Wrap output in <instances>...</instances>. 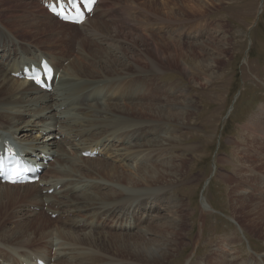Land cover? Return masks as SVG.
<instances>
[{"label": "bare ground", "instance_id": "obj_1", "mask_svg": "<svg viewBox=\"0 0 264 264\" xmlns=\"http://www.w3.org/2000/svg\"><path fill=\"white\" fill-rule=\"evenodd\" d=\"M184 2H178L179 6L197 11L196 15L208 8L204 0ZM123 3L139 7L135 0ZM118 4L102 0L93 17L80 27L61 23L48 12L41 18L34 10L0 19V138L25 153L54 158L38 184H0V264H23L33 257L49 264H166L184 244L180 232L185 220L177 213L181 203L173 201L172 205L167 199L182 172L173 153L180 146L177 137L170 135V124L187 125L188 116L199 109L176 102V112H170L168 102L161 105L159 96L156 100L162 90L159 80L174 71L169 64L176 62L175 49L182 46L176 41L162 42L165 38L107 29L112 18L102 17ZM155 9V19L161 22L160 5ZM128 11L118 12L122 22H135ZM180 22L186 20L176 17L169 24ZM76 29L79 35L69 32ZM102 31L123 39L97 42ZM48 33L52 43L45 36ZM27 35L33 40H26ZM42 58L49 59L60 74L52 93L11 75L24 65L39 64ZM216 60L198 61L199 71L216 70ZM181 65L190 76L189 66L183 61ZM134 76L140 87L153 92L147 105L131 89L134 83H128ZM166 86V92L176 91V83ZM189 98L196 103L195 97ZM153 99L156 101L150 104ZM258 132L264 142V125ZM90 148L99 150L101 156L84 158L82 153ZM192 148L184 146L187 151ZM249 176L255 182L262 178L264 184V176L256 179L253 171ZM252 186L238 185L232 206L246 213L254 228L264 227L262 201L254 198L251 203L247 198ZM51 189L54 192L49 194ZM202 203L208 207L204 197ZM44 209L58 218H47ZM235 240L232 244L241 243L238 237ZM230 250L225 255L214 253L206 264H264L253 253L241 259L238 251Z\"/></svg>", "mask_w": 264, "mask_h": 264}, {"label": "rangeland", "instance_id": "obj_2", "mask_svg": "<svg viewBox=\"0 0 264 264\" xmlns=\"http://www.w3.org/2000/svg\"><path fill=\"white\" fill-rule=\"evenodd\" d=\"M123 1L126 0H111V3L119 4L114 9L116 11L113 8L107 9L105 19L112 18L107 22V29L117 28L134 35L165 38L162 42L176 41L182 46L175 49L178 54L176 62L170 61L169 64L174 71L169 70L159 80L162 90L156 95V100L159 96L161 105L168 102L172 107L170 112H176V106L185 102L195 106L194 109H199L195 115L188 116L187 125L170 124V135L177 137L176 141L180 146L173 153L182 172L174 182L176 186L173 194L167 199L172 201V205L173 201L181 203L177 213L178 217L184 218L185 226L182 227L183 232H180L183 234V239L180 240L184 244L177 256L166 264H186L189 261L206 264L218 252L225 255L228 248L230 251H238L241 259L247 253H253L258 259L264 260V238L259 237L264 236V227L254 228L246 213L232 206V201L238 196L234 195L238 185H254L247 198L251 203L254 198L259 199L264 207L262 178L255 182L249 176L250 171L255 172L256 179L264 176V142L258 138V129L261 130L264 125V113L260 114L261 107L264 106V0H204L208 8L198 15L197 11H192L185 5L179 6L178 3L192 0H135L139 7L134 9L131 4H124ZM28 2H34L29 9L26 7ZM156 4L161 8L157 12L161 22L155 19ZM173 6L175 10H170ZM125 9L129 10L127 15L129 18L132 16L135 22H122V14L118 12ZM33 10L41 18L47 13L33 0H0V19L3 20L16 14L28 15ZM116 14L117 18L114 19ZM180 16L186 22H180L177 26L169 24L176 17L180 20ZM69 32L79 35L80 30ZM16 34L20 36L18 32ZM109 34L102 31L97 42L123 39ZM45 36L51 39L50 43L53 42L50 33ZM25 39L33 40L29 35ZM127 53L133 55L128 51ZM212 57L217 58L216 70L204 68L199 71L198 61L208 62ZM182 61L189 66L190 76L182 71ZM138 80L134 76L128 83H134L130 86L131 89H135L136 96L147 105L153 92L140 87ZM169 83H176V91H165L166 84ZM191 96L195 97L196 103L191 102ZM156 100L153 99L150 104ZM251 119L253 122H250ZM24 131L26 130L23 129L22 132ZM59 139L60 136L57 140ZM185 145L194 148L187 151L184 149ZM203 197L208 207H204ZM182 204L184 205L181 206ZM42 211L46 213L44 216L53 221L58 218L49 214L46 209ZM163 214L168 213L164 211ZM260 215L264 217V214ZM252 217L259 221L257 216ZM232 236L236 240L238 237L241 243L232 244L235 240Z\"/></svg>", "mask_w": 264, "mask_h": 264}, {"label": "snow or ice", "instance_id": "obj_3", "mask_svg": "<svg viewBox=\"0 0 264 264\" xmlns=\"http://www.w3.org/2000/svg\"><path fill=\"white\" fill-rule=\"evenodd\" d=\"M84 6L91 11V5L95 3V0H83ZM68 4L71 11L76 12L80 17V22L83 20V12L81 11L80 5L76 2V0H68ZM62 16L64 19H69V13L66 9H61V11L58 13ZM51 69L47 68V66L44 67V75H47L50 73ZM31 79H34L37 83H41V75L40 73H37V75L30 77ZM15 182V181H13Z\"/></svg>", "mask_w": 264, "mask_h": 264}]
</instances>
